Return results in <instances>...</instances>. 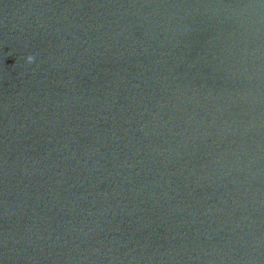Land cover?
<instances>
[{"label":"water","instance_id":"obj_1","mask_svg":"<svg viewBox=\"0 0 264 264\" xmlns=\"http://www.w3.org/2000/svg\"><path fill=\"white\" fill-rule=\"evenodd\" d=\"M0 264H264V0H0Z\"/></svg>","mask_w":264,"mask_h":264},{"label":"clouds","instance_id":"obj_2","mask_svg":"<svg viewBox=\"0 0 264 264\" xmlns=\"http://www.w3.org/2000/svg\"><path fill=\"white\" fill-rule=\"evenodd\" d=\"M28 62H31L33 60L32 56L27 57Z\"/></svg>","mask_w":264,"mask_h":264}]
</instances>
